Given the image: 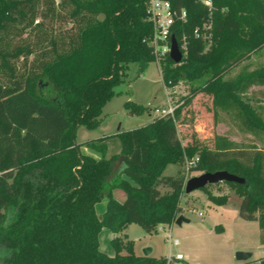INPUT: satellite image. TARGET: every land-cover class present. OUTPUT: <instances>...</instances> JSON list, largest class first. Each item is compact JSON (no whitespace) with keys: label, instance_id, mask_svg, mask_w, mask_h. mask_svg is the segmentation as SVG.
<instances>
[{"label":"trees","instance_id":"16d2710c","mask_svg":"<svg viewBox=\"0 0 264 264\" xmlns=\"http://www.w3.org/2000/svg\"><path fill=\"white\" fill-rule=\"evenodd\" d=\"M204 1L172 0L187 12L172 34L180 47L186 38L187 54L181 64L170 54L161 59L163 82L167 89L190 87L174 115L78 144L81 127L102 125L130 66L141 75L156 62L149 0H0V264H176L124 254L122 246L131 250L133 242L118 235L129 224L152 235L176 222L186 177L183 170L164 173L196 156L192 171L246 180L226 184L242 199L240 217L259 223L264 246V151L220 139L213 148L197 139L184 146L178 130L203 94L212 99L215 118L226 113L264 140V109L244 99L255 87L264 98V70L224 80L264 47V0H211L213 10ZM210 23L208 46L195 31ZM124 108L132 116L148 111L134 101ZM117 188L127 192L123 203L113 196ZM203 190L215 205L227 203V196ZM104 228L117 235L113 256L100 249Z\"/></svg>","mask_w":264,"mask_h":264},{"label":"rangeland","instance_id":"374dc122","mask_svg":"<svg viewBox=\"0 0 264 264\" xmlns=\"http://www.w3.org/2000/svg\"><path fill=\"white\" fill-rule=\"evenodd\" d=\"M264 70V47L253 54L250 59L234 68L225 81L237 79L242 74H251ZM116 95L103 110L102 117L108 118L111 130L117 131L122 124L123 130L142 127L159 117L157 110L167 109L170 104L179 105L190 92V87L182 82L174 89H167L163 82L161 61L150 63L145 72L139 75L138 66L132 64L125 78V82L118 87ZM261 87L253 88L244 97L256 108L264 109V98L260 92ZM127 101H134L148 108L141 116L129 115L124 105ZM151 115V116H150ZM106 125H109V124ZM105 127V126H104ZM89 130L81 127L77 134L78 144L89 140L98 139L106 133V128ZM179 136L184 146L194 140H200L204 145L213 148L215 141L220 139L221 144H233L239 149L251 151L253 147L264 151V140L259 141L253 135L243 131L239 123L230 115L220 112L214 117L212 99L207 95H199L194 100L186 113L185 123L179 125ZM96 157L99 154L91 153ZM185 171L184 166L170 165L164 175L175 176L179 171ZM203 173L191 171L189 179L201 176ZM124 179H128L126 176ZM208 190L214 196H227L224 206H217L209 200L205 190H198L191 194H184L181 205L183 216L189 220L182 225H161L152 235L138 224H129L118 236L123 242H133L132 249L122 246L124 254L134 253L144 255L145 249H152L147 257L160 259L169 258L170 255L182 254L191 258V264H237L236 254L248 248L253 260L264 256V248L260 245V225L256 222H247L239 215L242 202L240 195L233 191V187L226 183L208 186ZM164 191V190H163ZM121 192L120 200L116 199ZM114 198L123 203L127 198V192L123 188L113 191ZM107 200L102 201L96 207L98 215H102L106 209ZM264 229V220H262ZM125 236V237H124ZM179 240V246H173L168 240ZM117 235L104 228L100 234L99 242L102 252L109 256L115 254L112 240ZM127 237V238H126ZM1 250V249H0ZM1 252V251H0ZM234 262H230V258ZM251 259V260H252ZM176 264H186L184 261H176Z\"/></svg>","mask_w":264,"mask_h":264},{"label":"built area","instance_id":"2783aa9c","mask_svg":"<svg viewBox=\"0 0 264 264\" xmlns=\"http://www.w3.org/2000/svg\"><path fill=\"white\" fill-rule=\"evenodd\" d=\"M204 5L210 10H213V3L211 0H205ZM149 21L153 24L154 35L150 41V46L156 56L158 64L161 59L170 54L171 52V39L173 34V28L178 22L187 21V12L185 9H175L172 4V0H149ZM213 25L212 23L206 24L203 29H197L195 31V37L197 39L203 40L208 46L213 42ZM183 56H186L187 52V41L184 38L183 46L180 47ZM179 105L170 104L167 109L157 110L160 116L174 115L175 110ZM200 158L198 156L194 157L192 160H186L184 165V174L186 177V183L189 179V174L193 168L197 166ZM170 244L173 246H179V240H172L171 236H168ZM183 255L177 254L176 256L170 255L168 258L169 262L182 261Z\"/></svg>","mask_w":264,"mask_h":264},{"label":"water","instance_id":"95a60500","mask_svg":"<svg viewBox=\"0 0 264 264\" xmlns=\"http://www.w3.org/2000/svg\"><path fill=\"white\" fill-rule=\"evenodd\" d=\"M170 57L175 64H181L184 56L180 49L179 43L175 36L171 39V52ZM220 183H235V184H246V180L237 175L231 174L227 171H219L216 173H203L201 176L193 177L186 183L185 192L191 194L198 190H203L208 186L217 185ZM184 222L188 223L189 220L183 215L179 216L175 224L182 225ZM152 253V249H145L144 256H149ZM253 255L250 252H238L236 259L238 262L244 264L251 261Z\"/></svg>","mask_w":264,"mask_h":264},{"label":"crops","instance_id":"0c3cea01","mask_svg":"<svg viewBox=\"0 0 264 264\" xmlns=\"http://www.w3.org/2000/svg\"><path fill=\"white\" fill-rule=\"evenodd\" d=\"M139 104V103H138ZM144 106V105H143ZM151 116V115H150ZM107 120H108V118H106V119H104V122L102 123V125L99 127V128H97V129H100V128H103L104 126V128H106V129H108V131L106 130V133H103V136L102 137H104V136H106V135H110V134H114V133H117V132H119V131H122L123 130V127H122V124L120 125V127H119V129L117 130V131H112L111 130V124H109L108 122H107ZM153 120V119H152ZM109 124V125H106V124ZM96 129V130H97ZM134 129V128H133ZM129 130H132V129H129ZM124 131H126V130H124ZM120 194H118V196H117V198L116 199H118V200H120V196H121V192H119ZM126 200V199H125ZM97 207V206H96ZM104 213V212H103ZM256 223H258V222H256ZM259 224V223H258ZM260 234H261V228H260ZM261 245V244H260ZM261 247H263L264 248V246L263 245H261ZM237 250H241V251H243V252H248L250 249H248V248H243V249H237ZM253 258V257H252ZM262 258H264V256L262 257H258L256 260H260V259H262ZM233 259H235L234 257L233 258H230V262L232 261V262H234V260ZM182 261H184L186 264H191V258H189V257H184L183 256V260ZM235 261H237V260H235ZM251 261H255V260H251ZM250 262V261H249ZM232 264H234V263H232ZM237 264H242V263H240V262H238Z\"/></svg>","mask_w":264,"mask_h":264}]
</instances>
